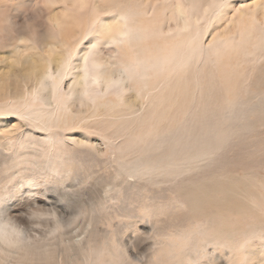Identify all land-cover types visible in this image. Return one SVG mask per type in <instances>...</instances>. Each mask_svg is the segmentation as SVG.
<instances>
[{"label":"bare ground","instance_id":"obj_1","mask_svg":"<svg viewBox=\"0 0 264 264\" xmlns=\"http://www.w3.org/2000/svg\"><path fill=\"white\" fill-rule=\"evenodd\" d=\"M163 1L146 0V3L153 10ZM231 2L238 5L236 16H229L225 11L231 4L227 0H210L201 10L197 0H172L169 25L160 31L156 42L146 17H131L127 9L112 14L110 5V13L98 14L96 3L89 6L87 0H46L50 7L59 6L50 16L53 38L42 46L34 39H21L4 60L0 59V65L4 66L10 58L7 71L0 68V157L2 149L12 150L8 157L11 167H26L28 162L33 167L31 172L25 171L28 178L14 182L6 190L0 189V264H8V259L15 254L16 264H67L68 260L72 264H117V258H107L108 237L105 242L88 236L84 242L69 247L63 256L49 240L23 235L18 223L11 219L14 215L10 218V210L14 208L7 206L10 198L15 199L27 184L37 186L36 168L40 158L52 153L56 165L88 161V155L80 156L82 152L73 149H60L57 153L54 141L59 136L56 133L52 139L48 129L60 130L82 123L91 128L98 125L102 127L101 136L116 150L115 162L122 172L139 180L156 178L165 183L175 182L188 170L200 167L202 160H211L224 144L230 141L232 144V140L236 145L257 140L264 143V0L263 4H255L254 9L244 5L243 0ZM256 10L260 17H255V21L251 15ZM214 16H220L221 22L216 20L214 24ZM16 18L25 20L28 16H5L3 21L16 24ZM256 22L262 25L258 27ZM255 26L260 33L253 36ZM209 28V43H201L197 39L200 31ZM99 46L106 49L105 58L100 56ZM120 48H124V53ZM19 66L21 70L14 69ZM186 68L189 73H184ZM185 74L195 82L193 85L186 83ZM182 80L184 90L176 96L174 83L179 85ZM205 88L213 93L219 90L220 104L214 110L202 99L203 95L207 96ZM128 91L133 94L134 100L129 104L132 110H120L117 103ZM179 96L181 101L176 100ZM146 99L147 110H134V103ZM10 117H16V123L7 122ZM158 118L157 124H149L154 127L149 137L136 139L146 119ZM262 147L263 151L255 155L250 156L248 152L243 155V162L238 160L237 165H247L242 168L244 181L231 177L234 179L228 178V184L213 179L179 182L170 194L183 206L182 212H171L167 195L153 199L159 201L153 208L154 213L167 215L165 225L172 228L175 239L159 245L149 264L166 263L181 255L189 264L194 263L198 236L205 242L201 246L200 241L202 248L214 247L217 243L221 246L224 243L221 238L227 236L233 238L228 237L233 245L232 240L238 234L249 247L260 224L244 217L243 211L247 209L235 203V198H228V191H231L230 185L232 190L238 185L255 186L256 199L259 195L260 201L264 200V179L254 185L258 175L255 171L264 170ZM142 150H145L143 157L136 154L138 159H130L134 152ZM130 162L136 164L127 165ZM40 173L44 179H52L46 178L47 173L42 169ZM53 173L59 178L56 181L61 182L60 171ZM14 191H17L15 195ZM61 226L57 221L53 232ZM226 245L225 248H230ZM111 246L110 254H113ZM252 250V255L262 260L261 248L255 246ZM73 252L77 253L70 257L69 253Z\"/></svg>","mask_w":264,"mask_h":264},{"label":"rangeland","instance_id":"obj_2","mask_svg":"<svg viewBox=\"0 0 264 264\" xmlns=\"http://www.w3.org/2000/svg\"><path fill=\"white\" fill-rule=\"evenodd\" d=\"M87 1L89 6L96 3V8L99 10H95H98V14L110 13L108 6L112 5L110 8L112 14H117L115 12L117 10L124 11L127 9L129 11V16L131 17H146L145 19L148 20L149 24L151 23V28L154 30V40L156 42H158V39L156 38L160 31L163 29L165 30V28L168 27V16L171 15L172 10V0H165L162 3L156 4V6L153 7V10L152 6L149 3H146V0ZM92 1L94 2L92 3ZM197 1L198 10H201L202 6H204L207 2H210V0ZM228 1H230L231 4L225 11H227L229 16H231L236 13L238 5L236 3L232 4L231 0H227V2ZM262 1L263 0H243L244 5H247L248 7L252 6L253 9L255 4H263ZM45 2L46 0H0V59L4 60L3 58L7 57V52L10 51L11 48L16 47L21 39H34L35 43L42 46L50 37L53 38L51 35L52 27L49 26L51 25L50 16L59 10V6L55 5L50 7ZM19 12L21 13L19 14ZM249 14L251 15L250 12ZM26 15L28 18H25V20L16 18L18 22H16V24L10 25L3 21V17L5 16L22 17ZM219 17H213V20H215L214 24L221 22L219 21ZM251 17L253 20H255V17L259 18V11L256 10V13L251 15ZM260 25H262V23ZM260 25L257 24L258 27ZM257 26L254 27L255 31L252 30V35L254 34L253 36L256 35V32L260 33V31H256ZM209 30L210 28L207 31H200L197 39L201 43H209L211 39L208 35L209 33H207ZM263 37L262 41H264ZM159 40L161 39L159 38ZM100 49L102 50L100 51ZM119 50L121 53H124V48H120ZM98 51L100 56L105 58L104 55L106 54V49L99 46ZM209 58H211V56ZM9 60L10 58L5 61L6 64H4V66L0 65V68L2 67L1 70L7 71V67L9 66H7V64H9ZM250 63H252V61H250ZM209 67L210 66H208L206 70ZM14 69L21 70V67H15ZM185 72L189 73L190 71L186 68L184 73ZM185 76L186 83H190L191 85L195 83L192 79L188 80V76L186 74ZM200 77L202 76L200 75L198 77L199 80ZM214 80L216 82L217 79ZM215 85H217V82ZM174 86H176L174 93H176L177 96L182 90H184L183 80L179 83V85L177 82L174 83ZM204 91L207 93V96L203 95L202 99L207 102V105H209L210 108L212 106L214 110L219 106L218 104H220L219 101L221 97L219 90L216 89L214 92L215 95L213 92H209L206 88ZM124 95V98L119 99L121 101L117 103L121 108L120 110H132L129 106L131 101L134 100L132 92L128 91ZM115 99L118 100V98ZM176 100L181 101L182 97L179 96ZM146 103L148 104L147 99L141 103H134V110H147L149 105ZM199 103H202V101L200 100ZM203 103L205 104L204 101ZM6 121L14 124L16 123V117H10L9 119H6ZM158 122L159 118L149 121L146 119L142 125L141 131L139 133L136 131V139H138V137H149L153 133L152 129L154 128L149 126V124H157ZM153 124L151 125L153 126ZM95 126V128H91L88 127L87 124L82 123L76 126L69 125L60 130H55L54 128L48 130L46 129L49 137L52 139L56 133L59 136L58 140L54 141L57 153L60 149H73L82 152V154L80 153V156H82L83 153L88 155V161L84 164L77 162L74 165H56L53 160L55 156L54 154L51 153L45 155L39 159L37 164L36 173L39 175L36 180L37 186H31L30 184L23 186L21 188L22 192L18 193L16 191L17 197H15V199L14 197H11L7 206H11L10 208H12L13 205V210L16 212L11 209L10 211L12 213L10 212L9 216L11 218V215H14L11 219H14L16 224L18 223L20 226H18L19 230L21 229L23 235L39 240H49L55 250H57L59 254L63 253V256H66L65 254L69 247L72 248L73 246H76V244L78 245L79 243L84 242L83 240H85L88 236H92L93 240L101 239L104 241L107 240L106 238L108 237V242L105 241L107 243L106 246L108 247L107 258L109 256L115 257V259L117 258V264H149L151 263L148 262L149 258H152V253L159 248V245L175 239L172 237V228H168V226L165 225L167 223V215L165 213H154L155 211L153 208L159 201L155 202L153 199L158 200L159 197L167 195L171 200V212L181 211L183 206L174 200V195L170 194L171 189L178 187L179 182L187 179L192 181L202 179L205 181V179H213L212 181H227L226 184H228L230 179H237L236 177H239V182L244 181L245 171H243L242 168H245L247 165H237V163H239L238 160L240 159V161L243 162V155L247 152L250 156H252L253 154L255 155L256 152L263 151L261 146L264 148V143L260 140L255 142L247 141L248 145H244L243 142V144L236 145L232 140V144L230 141L223 145L222 150L219 149L217 151L215 154L216 157L214 156L211 160H202V163L198 164L200 167L194 170H188L187 173L185 172L181 177L177 178L175 182L165 183L162 182V179L156 178L139 180L128 175V173L125 174L117 167L118 164L115 162V158L117 156L116 150L106 141L104 137L101 136L102 133H99V131L102 130V127H98V125ZM24 128L25 126L20 129L21 132H23ZM37 133L38 131H36V137H38ZM118 141L119 140H116L115 143H119ZM39 146L40 143H38L37 147ZM27 151L30 152V150ZM12 152V150L7 149H2L1 152V190L2 188L5 190L10 188L16 181L28 178L25 176L26 172H31L33 170V167L29 164V162L25 163L26 167H11L10 158L8 157L11 156ZM36 153L37 151L32 152L30 157L32 158ZM140 154L143 157L145 155V150L134 152L133 157L130 159H133ZM156 157L158 158V156ZM135 164V162H130L127 165ZM256 167H260V165ZM40 169H42V172L47 173L46 178L52 179H44L45 176L41 175ZM261 169L262 168H258L255 171H258V175L254 180V185L258 184L260 179H264V170ZM51 170L53 172H56L57 170L60 171L63 175V178L60 180L61 182L58 183L56 181L59 178L54 176L56 173L54 174ZM51 174L53 175L51 176ZM235 187L236 188L232 190V185H230L231 191H228V198H232L233 200L235 198V203L249 211L247 212V210H244L243 213L244 217L249 219L251 223L260 224L259 228L253 235V239L251 240L252 244L248 243L250 245H247L249 247H246V241L242 239L243 237L240 234L237 235L236 233L235 235H232L233 237L237 235L234 240H232L233 245L230 243L231 240L228 238L230 236H227L226 238L229 242H227L226 239L221 238L222 243L224 242L225 245L228 244V247H230L231 244V247L228 249L225 248L224 243L221 244V246L217 243V247L216 245L214 246L215 248L212 246L202 248L201 246H203L205 242L203 243L202 237L198 236L196 246L197 249H195L196 251L198 250V253L196 252L194 253L195 256L193 255V258H196L197 260L192 264H264V200L260 201L259 195L256 199V193H258V190H256L255 186V188L252 186L245 188L240 185ZM25 191H31V193L29 194ZM153 201L155 203L151 204ZM57 221L60 222L62 226L56 232H53V227ZM50 232L52 233L50 234ZM235 239L237 241H235ZM200 241L202 242V245ZM109 246L112 247L113 251H111L113 254H110ZM235 246H237V248ZM255 246L261 248L262 252L260 253V256L262 260H259L258 257L252 255V249ZM117 250L118 252H116ZM74 252L69 253L70 257L76 255L77 252ZM14 256H16L14 258L16 262L13 260ZM14 256H11V259H8V264H16L18 262L17 255L15 254ZM187 260V258H182L181 255L177 256L173 261L162 263L189 264ZM67 264L72 263L68 260Z\"/></svg>","mask_w":264,"mask_h":264}]
</instances>
